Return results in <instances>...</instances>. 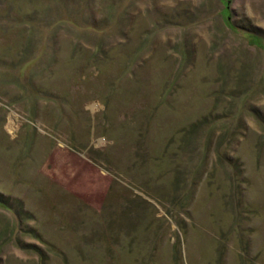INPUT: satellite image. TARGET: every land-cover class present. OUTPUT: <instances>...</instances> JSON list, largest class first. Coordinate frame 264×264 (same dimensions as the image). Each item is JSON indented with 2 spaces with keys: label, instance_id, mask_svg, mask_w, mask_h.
Returning a JSON list of instances; mask_svg holds the SVG:
<instances>
[{
  "label": "rangeland",
  "instance_id": "1",
  "mask_svg": "<svg viewBox=\"0 0 264 264\" xmlns=\"http://www.w3.org/2000/svg\"><path fill=\"white\" fill-rule=\"evenodd\" d=\"M0 264H264V0H0Z\"/></svg>",
  "mask_w": 264,
  "mask_h": 264
},
{
  "label": "trees",
  "instance_id": "2",
  "mask_svg": "<svg viewBox=\"0 0 264 264\" xmlns=\"http://www.w3.org/2000/svg\"><path fill=\"white\" fill-rule=\"evenodd\" d=\"M2 200L0 199V202H1Z\"/></svg>",
  "mask_w": 264,
  "mask_h": 264
}]
</instances>
